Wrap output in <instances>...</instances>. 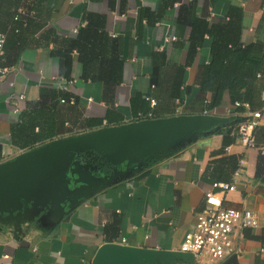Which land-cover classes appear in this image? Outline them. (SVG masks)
Returning a JSON list of instances; mask_svg holds the SVG:
<instances>
[{
  "label": "crops",
  "instance_id": "0c3cea01",
  "mask_svg": "<svg viewBox=\"0 0 264 264\" xmlns=\"http://www.w3.org/2000/svg\"><path fill=\"white\" fill-rule=\"evenodd\" d=\"M90 12L104 15V29L116 38V52L124 58L123 80L110 91L100 81L81 78L75 52L71 79L59 76L54 51L71 43L68 39ZM236 13L242 47L253 46V60L264 57V0H0V32L7 36L9 59L4 66L10 67L0 79V162L31 149L12 144L11 127L49 87L64 88L79 100L73 106L79 112L77 123L73 126L67 115L62 133L52 139L135 121L130 105L134 94L156 99L154 118L207 109L209 115L228 119L212 130L176 140L159 160L131 165L66 213L33 211L32 221L26 222L29 228L17 239L0 225V264H91L105 242L177 250L204 205L205 192L216 189L214 182L235 185L224 195V205L248 208L258 218L257 227L243 230L238 264H264V123L255 131L254 146L240 143L232 131L239 111L229 92L225 90L221 104L212 107V93L201 91L196 83L199 69L211 58L210 38L205 35L193 53L189 49L193 18L216 24ZM157 53L164 57L159 58L153 86L150 75ZM178 67L184 68V82L174 97ZM9 94L24 95L19 111L7 105ZM86 119L100 122L84 128Z\"/></svg>",
  "mask_w": 264,
  "mask_h": 264
},
{
  "label": "water",
  "instance_id": "95a60500",
  "mask_svg": "<svg viewBox=\"0 0 264 264\" xmlns=\"http://www.w3.org/2000/svg\"><path fill=\"white\" fill-rule=\"evenodd\" d=\"M228 122L209 114H179L103 126L55 138L0 162V225L17 239L29 228L33 211L66 213L132 165L159 160L172 144L196 131ZM95 152L111 173L83 162ZM27 222V223H26ZM196 264L191 253L105 242L91 264Z\"/></svg>",
  "mask_w": 264,
  "mask_h": 264
},
{
  "label": "trees",
  "instance_id": "16d2710c",
  "mask_svg": "<svg viewBox=\"0 0 264 264\" xmlns=\"http://www.w3.org/2000/svg\"><path fill=\"white\" fill-rule=\"evenodd\" d=\"M235 15L237 13L231 15L228 20L216 24L208 23L202 17H195L190 21L189 49L192 53L201 46L205 35L210 38L211 58L208 64L199 69L196 83L201 91L212 93L210 101L212 107L221 104L223 92L227 90L231 102L235 100L248 102L253 108H257L260 106V92L263 86L262 79L257 75L264 74V57L253 60L256 57L253 46L242 47L240 42L241 22L240 18H236ZM84 20V25L78 28L76 35L68 39L71 43L54 51L58 57L59 76L65 81L71 79L70 74L74 58L72 53L75 52L77 61L81 65V78L100 81L105 90L110 91L123 80L124 58H120L116 52V38L107 35L104 29V15L90 12L86 13ZM4 36V60L0 62V66H4L6 60H9L8 58L5 59V53L8 49L6 45L7 36ZM160 57H164V54L157 53L153 58V71L150 75L153 86H156L160 72ZM174 73L171 94L177 97L180 93V86L184 82V68L178 67ZM147 96L151 97V95L142 96L140 94H134L131 97L130 105L136 114L149 111ZM70 98H73V103L69 102ZM60 99L65 101L60 102ZM78 101L64 88L49 87L42 89L41 99L22 111L17 122L12 125V144L24 149L51 140L62 133L61 126H63L67 115H70V121L73 120L71 123L74 126L78 121L79 112L73 106L77 105ZM237 110L242 111L241 108H237ZM151 111L156 116L153 108ZM234 119L237 122L241 117L237 116ZM99 122V120L86 119L82 126L90 128ZM232 131L233 135L236 136L235 129ZM93 155L97 154L95 152L80 154V156H87L88 158ZM94 163L98 166L97 168H102L103 171L109 169L107 165L101 163L98 155ZM224 264H238V260L235 257H229L224 261Z\"/></svg>",
  "mask_w": 264,
  "mask_h": 264
},
{
  "label": "built area",
  "instance_id": "2783aa9c",
  "mask_svg": "<svg viewBox=\"0 0 264 264\" xmlns=\"http://www.w3.org/2000/svg\"><path fill=\"white\" fill-rule=\"evenodd\" d=\"M4 41L5 36L0 32V58L3 55ZM9 68L0 66V79L6 77ZM257 76L263 82L260 106L253 108L248 102L238 100L232 102L234 108L242 109L239 112L241 119L233 126L238 141L246 147L255 145V131L258 126L264 123V74ZM146 99L149 101V111L138 112L135 120L154 118L151 110L156 105V100L149 96ZM5 101L14 112H17L24 101V95L9 94ZM64 101V99H60V102ZM88 101H91V98ZM69 102L73 103V98H70ZM203 114H210V111L204 109ZM212 187L216 189L205 192L204 205L195 213V221L185 232L177 249L181 252L191 253L196 264H224V261L229 257L238 259L243 253V230L258 226V218L250 209L224 205L223 197L227 192L235 190L234 184L214 182Z\"/></svg>",
  "mask_w": 264,
  "mask_h": 264
},
{
  "label": "flooded vegetation",
  "instance_id": "af4514ba",
  "mask_svg": "<svg viewBox=\"0 0 264 264\" xmlns=\"http://www.w3.org/2000/svg\"><path fill=\"white\" fill-rule=\"evenodd\" d=\"M90 156H91V155H90ZM90 156H89V157H90ZM80 159H81V160H88V161H90L91 163L95 164V163H94V160L88 158L87 156H81ZM100 172H105V173L108 174L109 172H110V173L112 172V168L109 167V169H106L105 171H103L102 168H98V169L96 170V173H95V174L98 176Z\"/></svg>",
  "mask_w": 264,
  "mask_h": 264
},
{
  "label": "rangeland",
  "instance_id": "374dc122",
  "mask_svg": "<svg viewBox=\"0 0 264 264\" xmlns=\"http://www.w3.org/2000/svg\"><path fill=\"white\" fill-rule=\"evenodd\" d=\"M80 154L77 156V157H75V158H79V160H80ZM90 159H92V160H97V155H93Z\"/></svg>",
  "mask_w": 264,
  "mask_h": 264
}]
</instances>
